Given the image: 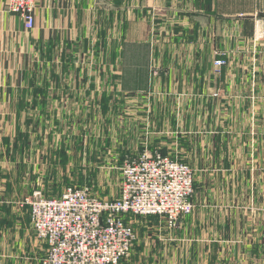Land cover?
<instances>
[{"label": "crops", "instance_id": "obj_1", "mask_svg": "<svg viewBox=\"0 0 264 264\" xmlns=\"http://www.w3.org/2000/svg\"><path fill=\"white\" fill-rule=\"evenodd\" d=\"M6 6L0 0V264H31L17 256L34 248L26 200L50 186L51 163L59 181L62 152L75 156L74 142L87 140L104 173L108 160L145 147L195 171L193 212L175 229L132 217L137 240L122 264H264V0H37L30 31ZM164 14L178 18L167 45ZM132 48L162 67L148 88L163 99H135L149 73L124 67ZM216 58L225 60L217 72Z\"/></svg>", "mask_w": 264, "mask_h": 264}, {"label": "built area", "instance_id": "obj_2", "mask_svg": "<svg viewBox=\"0 0 264 264\" xmlns=\"http://www.w3.org/2000/svg\"><path fill=\"white\" fill-rule=\"evenodd\" d=\"M8 7L20 11L27 28L34 26L36 0H9ZM160 19L169 25V36L173 34L176 15L164 14ZM161 43L167 45L166 37ZM153 60L157 65L152 70L155 79L162 72L155 56ZM224 64L225 60L216 58L213 68L217 72ZM153 96H157L155 90H141L135 99L149 102ZM121 168V194L117 198H99L87 186L68 187L56 199H48L43 191L27 198L32 228L48 248L42 264H118L129 258L137 240L127 216H163L175 227L179 215L193 212L195 171L189 163L145 147L137 155H126Z\"/></svg>", "mask_w": 264, "mask_h": 264}, {"label": "rangeland", "instance_id": "obj_3", "mask_svg": "<svg viewBox=\"0 0 264 264\" xmlns=\"http://www.w3.org/2000/svg\"><path fill=\"white\" fill-rule=\"evenodd\" d=\"M248 3L249 2H246V4H248ZM8 4H9V0H7V6H6L7 11L13 12V13H19L20 12L19 10H10L8 7ZM35 10H36V7H35ZM35 10H34V12H35ZM23 20H24V17H23ZM158 20L162 26L159 28V30H160L159 33L163 37L162 40L165 39V37H166V44L172 43L173 38L176 36L175 35L176 28L174 30V33L169 36V34H168V32L170 31V28H168L169 25L166 24V22L162 21L161 19H158ZM34 26H35V22H34ZM34 26L31 29H29L26 27V25L24 23V28L27 31L32 30L34 28ZM258 36L261 38L264 37V29H261L258 31ZM143 52L145 53L144 49L142 51L138 48L128 49L129 55L128 54L126 55L124 67L127 70H129L130 72L133 71L132 72L133 75H135L134 70H138L139 71L138 75H139L143 72V69L146 68V70L149 73L148 74V82L145 86H142V87H144L142 89L148 91V90H151V88H148L149 86H151V85L154 86L155 84H158L162 80V76L160 74L157 78H155V79L152 78V70H154V66H157V65L155 63V60H153V59H150L149 65H148V63H147L148 52L145 53L146 54L145 57H144ZM213 65H214V61H213ZM149 70H150V72H149ZM126 79L124 80V85H126V82L130 81L129 78L127 80ZM141 79H143V76ZM131 80H135V78L133 77V78H131ZM136 83H137V81H136ZM134 84H135V82H134ZM139 92H137L136 94H138ZM156 94H157V96H160V99L161 98L163 99L165 96V95L161 96V93H156ZM152 98H154V96ZM69 128H70V126H69ZM52 143L53 142L51 141L50 144L52 145ZM73 146L77 150V154L75 156H72V155L69 156L67 153H65V155L62 156L63 159L61 158V161H59L61 163V165L59 166V171H60L59 181H57L56 166L54 163H51L50 164V172H49V176H48L50 186L47 188V190H45L43 188H38L34 192L43 191L42 192L43 195L48 197V199H56V198L62 196L65 189L68 187L87 186L92 190V193H94L99 198L104 199V198H117V197H119L121 194V182H122L121 165H122L123 160H122V162H117V163L116 162L114 163L113 161L108 160L109 172L104 173V171H102L100 166L97 167L95 165H97L99 162H101V164H102L103 162L101 160L105 161V159L102 156L100 159L97 160V158H93L89 154V150H88L89 140L81 141V142H74ZM170 151H172V150H170ZM172 153H170V154H172ZM174 155H176V154H174ZM173 157H175V156H173ZM52 159L53 158L51 156H49V161H53ZM123 159H124V157H123ZM54 160H55V158H54ZM53 184L57 185V187H54ZM34 192H33V194H34ZM184 215H186V214H184ZM184 215L178 216L175 227H170L168 225V223H167L168 218L163 217V216H159V217H161L165 220L168 228L175 229V228L179 227L180 218ZM153 216H158V215H153ZM132 217L134 218L137 216H134V215L127 216V219L131 220V223L133 225V222L131 219ZM30 223H31V206H30ZM133 227H134V225H133ZM31 229H32V231H29V235H30L29 239L32 240V242L34 244V248H19L17 256H18V258H21L23 260H27L31 264H42L44 258L47 256L48 248H46V245L44 243H42L40 241V239H38V237L36 236V234L32 228V225H31ZM134 229H135V227H134ZM135 244H136V242L134 243L132 248H134ZM130 256H131V254H130ZM127 259H129V258H127ZM125 260L126 259H122L118 264H122Z\"/></svg>", "mask_w": 264, "mask_h": 264}, {"label": "trees", "instance_id": "obj_4", "mask_svg": "<svg viewBox=\"0 0 264 264\" xmlns=\"http://www.w3.org/2000/svg\"><path fill=\"white\" fill-rule=\"evenodd\" d=\"M142 51V50H141ZM163 153H167V152H165V151H163V150H161ZM65 155V153L64 152H62V156H64ZM93 157V156H92ZM94 158V157H93ZM63 159V158H62ZM181 160V159H180ZM182 161H184V160H182ZM185 162V161H184ZM194 186L196 187V185H195V182H194ZM74 187H81V186H74ZM60 194V193H59Z\"/></svg>", "mask_w": 264, "mask_h": 264}]
</instances>
